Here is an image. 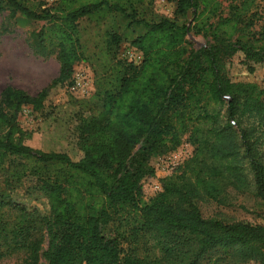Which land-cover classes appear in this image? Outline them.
I'll use <instances>...</instances> for the list:
<instances>
[{"label": "trees", "instance_id": "16d2710c", "mask_svg": "<svg viewBox=\"0 0 264 264\" xmlns=\"http://www.w3.org/2000/svg\"><path fill=\"white\" fill-rule=\"evenodd\" d=\"M139 1L61 0L62 11L54 14L0 0V13L53 24L59 63L57 77L35 96L10 86L0 93V176L6 187L34 177L48 206L40 216L0 189V259L22 252L23 264L41 257L46 264H200L221 250L230 253L229 264H264V217L226 224L203 217L196 204L199 193L217 200L220 182L251 188L264 204V89L233 80L229 71L238 54L246 65L264 62V27L249 29L253 14L249 31L240 28L255 0L216 21L217 0H172L178 15L192 13L191 28L167 18L138 19ZM106 13L143 29L129 43L141 60L116 59L93 95L78 103V159L45 152L19 117L24 108L42 112L60 92L69 93L82 59L76 24ZM191 29L210 41L187 51ZM38 37L45 40L43 31ZM120 40L112 36L111 44ZM185 136L193 157L145 196L142 182L155 176L151 160L176 151Z\"/></svg>", "mask_w": 264, "mask_h": 264}, {"label": "rangeland", "instance_id": "374dc122", "mask_svg": "<svg viewBox=\"0 0 264 264\" xmlns=\"http://www.w3.org/2000/svg\"><path fill=\"white\" fill-rule=\"evenodd\" d=\"M26 6L36 11H62L61 0H21ZM244 0H217L219 4L218 17L229 16L234 6H239ZM134 12L138 19L148 22L158 21L161 18L173 20L189 28L193 26L191 12L185 16L176 13V3L172 0H142L135 4ZM254 16L253 32H260L264 27V1L255 0L249 11L242 18L240 28L249 31L246 25L251 15ZM77 30L80 35L82 59L73 67V75L82 73L87 83V92L68 93L60 92L53 101V106L42 112H32L24 108L20 117V126L35 133L33 145L45 152L66 153L72 159H78L75 126L81 101L87 100L96 91V87L110 72L116 59L129 62L127 52L132 48V39L143 33V29L129 24L118 13H106L101 17H84L78 20ZM53 24L41 21H29L16 14L10 16L8 12L0 13V93L7 87H13L35 96L46 87L59 72L57 61V40L53 33ZM43 31L45 40L40 42L38 34ZM112 36L121 40L118 45L111 44ZM210 37L197 33L191 29L185 38L183 47L187 51L197 50L207 44ZM252 67V72L248 67ZM230 75L233 80L254 82L264 89V62L246 65L241 54L236 55L230 62ZM183 149L190 159L194 154V146L183 137L178 150ZM171 154V153H170ZM169 155V154H168ZM167 156V155H166ZM152 159L150 165L155 170V176L146 178L142 182L145 196H151L153 185L162 186V181L177 171H165L160 167L159 160ZM38 182L34 177H25L18 183L6 187L4 176H0V189L7 188L13 203L25 209L35 210L40 216L48 215V206L45 197L38 190ZM218 199L211 200L205 193H199L197 207L205 218H215L226 224L258 223L264 217V204L253 196L251 188L236 189L217 183ZM112 233V232H111ZM124 248L127 246L123 245ZM24 253L14 254L0 259V264H23ZM230 253L224 255L216 250L204 257L200 264H229ZM240 264H258L254 261ZM39 264H46L41 257Z\"/></svg>", "mask_w": 264, "mask_h": 264}, {"label": "built area", "instance_id": "2783aa9c", "mask_svg": "<svg viewBox=\"0 0 264 264\" xmlns=\"http://www.w3.org/2000/svg\"><path fill=\"white\" fill-rule=\"evenodd\" d=\"M127 58L129 59V62L132 63H139L141 60V54L137 52L135 49H131L129 52H127ZM86 81L85 77L82 73H77L75 75H72V84L70 87H68L69 93H75L80 92L82 94H85L87 92L86 88ZM188 157V154L183 151V149L176 150L173 153L162 157L159 160L160 167L163 168L165 171L171 172L173 171L177 166H179L186 158ZM160 190V186L157 184L153 185V191L156 192Z\"/></svg>", "mask_w": 264, "mask_h": 264}]
</instances>
